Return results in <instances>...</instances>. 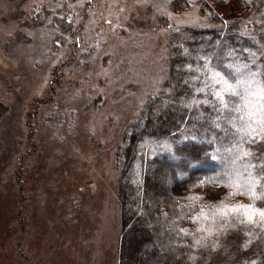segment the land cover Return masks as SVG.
I'll return each mask as SVG.
<instances>
[{
	"label": "rangeland",
	"instance_id": "rangeland-1",
	"mask_svg": "<svg viewBox=\"0 0 264 264\" xmlns=\"http://www.w3.org/2000/svg\"><path fill=\"white\" fill-rule=\"evenodd\" d=\"M178 1L0 0V264L121 263L127 138L170 90L176 33L239 22L264 59V32L253 37L243 0H207L206 13L198 0ZM262 184L240 178L216 203L186 199L207 210L188 229L192 247L219 251L239 224H264Z\"/></svg>",
	"mask_w": 264,
	"mask_h": 264
},
{
	"label": "trees",
	"instance_id": "trees-1",
	"mask_svg": "<svg viewBox=\"0 0 264 264\" xmlns=\"http://www.w3.org/2000/svg\"><path fill=\"white\" fill-rule=\"evenodd\" d=\"M176 3L189 6L187 0ZM197 3L202 12L211 11L207 0ZM243 4V18L250 22L256 37L264 32V0H243ZM230 17L239 19L242 15L232 12ZM217 22L222 24L223 18ZM240 28L239 22L226 28H185L172 37L170 90L162 93L166 96L152 99L150 112L139 118L127 138L130 146L125 156L134 151V161L125 175L130 184L121 188L125 229L120 264H141L137 259L145 254L152 236L155 245H149L153 252L142 264H264L262 222L239 224L226 232L222 250H196L192 247L196 238L188 229L194 228L196 217L207 211L206 204L200 208L183 203L193 196L216 203L227 195L230 183L240 178L252 184L261 178L264 186V142L254 144L238 132L229 121L239 114L218 111L214 95L219 89L215 86L217 72L233 82L231 69H239L238 75L245 79H249L250 71L259 72L258 78L264 80L263 51L251 36L241 34ZM225 99L239 103L238 97ZM198 133L206 143L190 141ZM160 144L171 151L177 164L162 155L163 150L157 148ZM245 152L253 157L240 163Z\"/></svg>",
	"mask_w": 264,
	"mask_h": 264
},
{
	"label": "snow or ice",
	"instance_id": "snow-or-ice-1",
	"mask_svg": "<svg viewBox=\"0 0 264 264\" xmlns=\"http://www.w3.org/2000/svg\"><path fill=\"white\" fill-rule=\"evenodd\" d=\"M234 77L232 79L217 72L219 77L215 80V84H219L220 88L216 90V96L219 108L218 111L228 110L239 115L230 118V123L237 131H248L249 142L255 139L264 138V80L258 77L259 72H249V79L238 75L239 69H231ZM238 97L239 103H231L225 97ZM239 121L238 124L236 121ZM243 125V127H241ZM219 126V125H217ZM248 155V152H245ZM243 207V206H241ZM264 216V212L261 213ZM251 219V215L248 217Z\"/></svg>",
	"mask_w": 264,
	"mask_h": 264
}]
</instances>
